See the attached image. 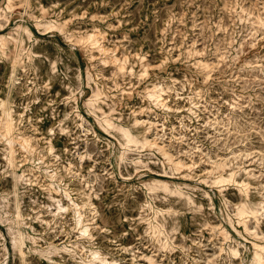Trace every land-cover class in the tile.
Listing matches in <instances>:
<instances>
[{
  "label": "rangeland",
  "instance_id": "rangeland-1",
  "mask_svg": "<svg viewBox=\"0 0 264 264\" xmlns=\"http://www.w3.org/2000/svg\"><path fill=\"white\" fill-rule=\"evenodd\" d=\"M9 7L0 16V35L8 37L0 103L14 110L13 135L31 136L33 148L18 139L10 163L0 131V264H90L94 251L120 264H149L145 256L156 264H251L253 242L264 243V0H11ZM20 26L33 35L22 31L16 52L9 35ZM91 33L106 53L78 40ZM154 85L165 99L156 105L147 96ZM99 90L89 112L85 103ZM99 109L190 169L171 174L157 147L134 148L121 161L124 139L99 126ZM148 121L156 124L149 129ZM222 162L225 173L234 169L238 181L252 184L249 205L260 215L258 224L250 218L251 232L236 222L243 194L214 185ZM165 171L197 205L149 193L146 184ZM14 172L23 173L21 216ZM65 190L78 202L91 196L94 208L83 209L91 236L76 229ZM58 201L68 209L58 212ZM12 230L30 236L24 258ZM50 243L60 249L45 252Z\"/></svg>",
  "mask_w": 264,
  "mask_h": 264
},
{
  "label": "bare ground",
  "instance_id": "bare-ground-1",
  "mask_svg": "<svg viewBox=\"0 0 264 264\" xmlns=\"http://www.w3.org/2000/svg\"><path fill=\"white\" fill-rule=\"evenodd\" d=\"M10 4H11V0H8V2L5 3L4 8L9 9ZM4 8L2 6H0V16L2 15L1 13L3 12ZM258 19H259V23L262 24V27H263L264 23H263L262 19L260 17H258ZM39 25L40 24H36V26H39ZM22 31L24 33L25 32L27 33L29 39L32 38L33 33L31 31V29L28 27L23 28L20 26L18 29H15L14 34H11V35L8 34L9 39L12 41V44H13L14 48L16 49V52H18L19 47H21L24 44V38L22 36ZM97 36L98 35L91 33L86 38L82 37L81 39H78V40L81 43L89 44V46H91V48L98 49L101 53H106L108 51V49H106V47L100 42V39ZM7 41H8L7 35H4V34L0 35V51H3L2 53H4V52L6 53V49L8 48L7 43H6ZM19 58H20V55L15 53L14 60H13V67H15V64L19 61ZM205 66H206V64H205ZM145 72H147V71H145ZM12 75H13V72H12ZM163 92H164V90H161V91L159 90L158 85H154L152 88H150L148 90V93H147L148 99L150 100L151 103L156 105L161 100H165V99L161 98V95ZM101 94L102 93L99 90V91L95 92V94H93V96L90 97L86 101L85 105H86L87 110L89 112H92V107L96 108L97 106H99L97 104H99V102H100ZM162 103L164 104V102H162ZM77 111H78V108H77ZM100 111H101V116L95 114V112H94L95 119H96L97 123L99 124V126L104 131H106L107 133L112 134V131H116V132L120 133L122 135V138L124 139V143L120 142L121 143V156H120L121 161L126 160L127 153L130 151H133L134 148H137V149L140 148L142 150V149L157 147L159 149L162 148L164 150V155L167 158V162L169 164V169L171 171L170 172L171 174L181 172L183 169H190V166L187 165L182 159L175 157L173 154L170 153V151L166 150L165 145L161 146L157 143V141L150 140L148 135H145V137L143 139H139L129 128L124 127L121 124L120 125L117 124L114 121L115 118L112 116V114L106 113L102 109ZM13 113H14V110L7 105V101L2 100L0 103V129H1L0 131H1V134L3 135L5 141L8 144L9 149H10L9 150V156H8L10 163H13L15 161L14 144L17 142L18 139H22L21 146L23 148H27V149L33 148L31 136L26 137L23 134L22 135L21 134L13 135V133L15 132V118L13 117ZM79 116H81L83 118V116L80 113H79ZM135 121H136L137 125H140V124L144 125V123H145V120H142L140 118H136ZM148 123L150 124L149 129H151V127H153L156 124L152 121H148ZM149 132H150V130L148 131V133ZM18 135H20L21 137L19 138ZM48 143H49L50 152L52 153L54 151V146L51 143V141ZM30 151H31V149H30ZM57 157H58V155H56V158ZM79 157L81 158V160L83 159V156L81 154ZM134 161H135V164L143 163L142 159H140V158H137ZM69 164L71 165V163H69ZM217 165L219 168V174L215 177L214 185L217 186L220 191H222L226 185H235L238 188V190L243 194V200L235 205L236 222L239 225H242L244 227L245 231L251 232L250 226L248 224V222L250 221V218H253L255 220V222L258 224L259 223V215H260V209L259 208H253L249 205V201L251 200L250 189H251L252 184L250 182L243 181V180L238 181L236 178L237 172L234 169L232 171H230L229 173H227V172L225 173L226 164H224L223 162L219 163ZM165 173L167 174L166 171H165ZM22 174H18L17 172H14L12 174L13 175L15 195H16L15 207L17 209L18 216H21V212H20L19 203H18L17 183L20 180V178L23 177ZM47 176H48V178H50V180L55 181L57 178V172L54 171V172L48 174ZM163 177L172 178L171 176H169V174H167V175L160 174L159 177L153 178L149 183L146 184V187H147V190L149 191V193L155 194L158 192H163L167 195L177 196L180 199H186L187 203L191 206L197 205L192 197L185 196V194H184V192H183V190L179 184L173 183L172 181H169L168 179H165ZM172 184L174 185V187L172 186ZM65 194H66L67 199L71 203V205L74 206L75 214H77L76 229L78 228L79 232L82 235H88V237L91 236V234L89 232V230H90L89 223L85 220L84 213H83V209L87 205L88 206L92 205V207L94 206V203L90 199L91 196L88 195L89 197L87 199H89L88 200L89 202H86V200H84V199H81L80 202H78L77 200H75L76 198L74 199V197L72 196V194L68 190H65ZM85 195H86V193H85ZM206 196L211 202H213L212 197L208 192H206ZM52 200H53V198H52ZM262 204H263V202H260V206ZM57 206H58V212L59 211H66L68 209V205L65 206L60 201H58ZM202 207H203V205L199 206V208H202ZM150 208L153 209L155 207L150 205ZM56 214H57V212L55 213V215ZM228 219H229V223L231 225H233V227H235L234 221L232 220V218L229 217ZM44 221L46 223L48 222L46 220H44ZM153 226L158 228V229L160 228V225L158 222H157V224L154 223ZM235 229L238 232H240L237 229V227H235ZM221 232L223 233L225 240H230V237H231L230 233L226 229L221 230ZM11 233H12V240H13L14 246L19 247L20 253H21L22 257L24 258L25 252L23 249V242L25 241V239L30 238V236L28 234H24L20 230H12ZM254 234L258 236L257 231H254ZM33 240H35V239H33ZM52 247H54L56 249H60L59 246L53 245V243H50V246L45 250V252L48 253V251H50V249ZM232 251H233V254L235 255V258L240 257L241 253L239 250L233 249ZM96 260H99L104 264H120L117 260L109 261L108 258L105 257L104 255H102L100 252L94 251L92 253V259L89 260V262H90V264H94V261H96ZM145 260L149 264H156L155 261L153 260V258L150 256H145ZM251 264H264V243L253 242V258H252Z\"/></svg>",
  "mask_w": 264,
  "mask_h": 264
}]
</instances>
